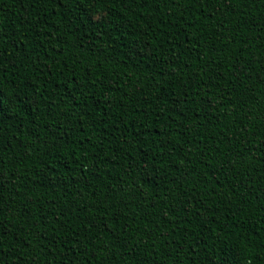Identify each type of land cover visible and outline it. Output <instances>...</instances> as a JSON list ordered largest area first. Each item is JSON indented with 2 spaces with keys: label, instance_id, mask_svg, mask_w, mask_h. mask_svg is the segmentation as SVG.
Segmentation results:
<instances>
[{
  "label": "trees",
  "instance_id": "1",
  "mask_svg": "<svg viewBox=\"0 0 264 264\" xmlns=\"http://www.w3.org/2000/svg\"><path fill=\"white\" fill-rule=\"evenodd\" d=\"M0 264H264V0H0Z\"/></svg>",
  "mask_w": 264,
  "mask_h": 264
}]
</instances>
